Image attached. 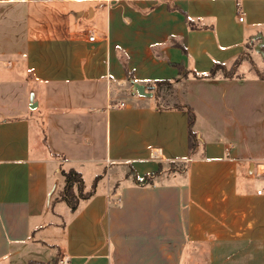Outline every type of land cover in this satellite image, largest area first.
<instances>
[{"label": "crops", "instance_id": "1", "mask_svg": "<svg viewBox=\"0 0 264 264\" xmlns=\"http://www.w3.org/2000/svg\"><path fill=\"white\" fill-rule=\"evenodd\" d=\"M259 33L264 0H0V264H264V79L193 76ZM70 168L101 175L75 211Z\"/></svg>", "mask_w": 264, "mask_h": 264}, {"label": "trees", "instance_id": "2", "mask_svg": "<svg viewBox=\"0 0 264 264\" xmlns=\"http://www.w3.org/2000/svg\"><path fill=\"white\" fill-rule=\"evenodd\" d=\"M186 21L190 29H199L204 27L200 24V21L193 20L190 18L186 13ZM251 46L249 47V49ZM186 52V50L184 51ZM249 62L250 70L254 71V73L261 79H264V69H261L255 62L251 59L249 52L242 54L238 57L231 65H227L221 62H215L214 66L208 73H198L193 72V76L196 78H216L218 76L232 79V78H239L241 75L239 74L240 67ZM173 82L170 81H159L157 82V88L160 89L161 87H171ZM177 108L184 109L188 112L189 116V149L191 153H194L198 146V140L196 137V133L193 130L194 124L196 122V112L195 110L189 105H177ZM133 174L134 182L141 186H147L154 184V179L161 173V168L153 173L146 174L144 176H139L134 170H131ZM61 175L64 179V186L61 190V193L58 197H56L53 203L56 202H66L67 205L71 208L72 211H75L79 205L81 199L90 198L95 191V187L97 186V182L101 178V175L98 176L93 184L92 189L89 192L85 191V182L81 172L76 170L75 168H70L68 170L61 169Z\"/></svg>", "mask_w": 264, "mask_h": 264}, {"label": "rangeland", "instance_id": "3", "mask_svg": "<svg viewBox=\"0 0 264 264\" xmlns=\"http://www.w3.org/2000/svg\"><path fill=\"white\" fill-rule=\"evenodd\" d=\"M249 55L251 57V59L255 62V64H257L261 69H264V59H263V56L256 52L255 50V47H251L250 50H249ZM246 64L249 65V62H246ZM250 66V65H249ZM1 68V67H0ZM4 72L7 71V67H3L2 69ZM249 73L250 71L247 70ZM254 72V71H252ZM14 88H15V94L17 93V96H21V98H25V97H28V95L26 94V91L27 89H22V86L21 85H16L15 83H12ZM12 88V85L9 83V84H6V85H2L0 84V94H5L4 96H0V106H5L7 108H10L12 105H11V102H12V97H10V92H11V89ZM159 95H162V94H167L168 93V88L166 87H161L160 89H158V92H157ZM169 95L170 97L172 98H168L166 97V95H164L165 97L163 99L160 100V104L162 105H171L173 103H175V99L173 97V93H169L167 94ZM31 98V95H29L28 99ZM91 184V180H90V183ZM93 184V183H92ZM92 187L90 186V189ZM57 223H62V220L60 219H56ZM188 257H189V251L187 252L186 254V257H185V263L184 264H187V260H188ZM192 257V256H191Z\"/></svg>", "mask_w": 264, "mask_h": 264}, {"label": "water", "instance_id": "4", "mask_svg": "<svg viewBox=\"0 0 264 264\" xmlns=\"http://www.w3.org/2000/svg\"><path fill=\"white\" fill-rule=\"evenodd\" d=\"M253 42L258 41V43L255 45V50L256 52L260 53L263 56L264 59V36L263 34H257L256 36H254ZM133 86L135 89V92L138 93L139 95H144V96H152L153 93L151 92H146V90L148 89V87H146L145 85L139 84L137 82H133ZM31 109H35V105H31Z\"/></svg>", "mask_w": 264, "mask_h": 264}, {"label": "built area", "instance_id": "5", "mask_svg": "<svg viewBox=\"0 0 264 264\" xmlns=\"http://www.w3.org/2000/svg\"><path fill=\"white\" fill-rule=\"evenodd\" d=\"M240 20L242 21L243 20V18L241 17L240 18ZM89 40L90 41H94L95 40V36L93 35V36H91L90 38H89ZM120 106H123L124 104H119ZM262 192V190H259V193H261ZM68 263V260H64V261H62V264H67Z\"/></svg>", "mask_w": 264, "mask_h": 264}]
</instances>
